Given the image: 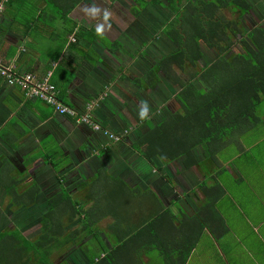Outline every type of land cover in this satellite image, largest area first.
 Segmentation results:
<instances>
[{"label":"crops","instance_id":"obj_1","mask_svg":"<svg viewBox=\"0 0 264 264\" xmlns=\"http://www.w3.org/2000/svg\"><path fill=\"white\" fill-rule=\"evenodd\" d=\"M115 1L3 2L0 58L12 63L16 72H32L40 77L49 70L62 102L76 112L91 103L90 117L106 133L87 124H75L72 118L56 113L37 98L25 97L19 87L0 78V166L1 161L8 160L14 175L37 183L45 199L59 189L61 176L64 185L101 171V176L109 177L110 184H114L115 191L132 189L131 196L143 200L139 213L130 211L131 206L124 213L131 216V223L148 221L149 216L166 209L158 232L167 234L169 227H176L175 243L180 241L178 248L188 250L182 264L192 255L198 256V245L204 246L210 256L216 248L215 252L223 256V264H228L224 256L230 264H264L263 114L257 117L255 109L256 119L244 130L228 132L224 144L216 146L212 154L203 143L194 145L189 166L184 164V155L169 161L156 156L142 158L130 143L147 131L148 123L157 122L161 116L156 112L163 107L174 111L178 106L166 104L163 90L154 87L152 91H157V96L151 98V90L139 84L138 78L149 66L142 64L144 52L136 59L131 44L134 39L140 45L145 42L128 32L135 17L128 12L127 4L112 7ZM93 7L99 9L95 16L86 11ZM105 10L110 13L107 22L103 19ZM119 17L125 18L124 24L117 20ZM101 24L104 33L98 36L96 27ZM128 35L131 43L126 42ZM113 40L118 44L111 48L108 42ZM141 100L147 101L151 110L150 118L143 121L138 116ZM257 125L262 135L250 140ZM108 133L121 137L114 141ZM228 147H233V155L224 151ZM51 161L59 164L57 171L51 168ZM220 173L224 175L218 176ZM216 184L221 189L219 196H225L230 204L229 214L237 215L232 225L226 222L228 213L224 207L217 206L222 222L216 224L212 220L213 206H205L210 203L211 192L218 191ZM126 204L127 201L122 205ZM156 204L161 207L155 208ZM228 247L236 248L237 253Z\"/></svg>","mask_w":264,"mask_h":264},{"label":"trees","instance_id":"obj_2","mask_svg":"<svg viewBox=\"0 0 264 264\" xmlns=\"http://www.w3.org/2000/svg\"><path fill=\"white\" fill-rule=\"evenodd\" d=\"M130 1L127 9L134 17L147 4L163 6L169 12L158 32L172 48L159 55L138 82L151 90L159 82L160 74L178 86L173 97L179 102L174 111L163 107L160 120L148 123L147 131L130 147L145 160L156 156L169 161L184 155V164L189 166L194 145L203 143L212 154L214 148L224 144L228 132L244 130L256 119L254 111L264 98V24L243 26L241 17L250 11L247 0ZM182 2L189 3L194 12L183 8ZM200 43L213 49L216 56L196 68L194 78L201 81L197 86L192 80H182L179 73L197 65L202 55ZM117 44L115 40L108 42L111 48ZM49 163L54 171L58 170L59 164ZM13 172L8 160L1 161L0 189L14 207H28L40 192L38 184L26 182L24 176ZM101 175L98 171L67 185H62L61 176L59 189L45 199L46 207L33 238H26L18 228L0 231V264H52V254L66 244L67 248L79 247L85 264H182L188 250L178 248L180 241L175 243L176 227H169L167 234L158 232L165 221L166 209L158 210L148 221L131 223V216L124 213L129 212L130 206V211L139 213L143 200L132 197L129 193L132 189L103 191L110 179ZM81 187L85 188L84 201L71 195ZM216 188L219 192H214L220 194L217 184ZM159 206L156 204L155 208ZM205 206L212 207L211 203ZM106 216L111 219L108 223L111 229L104 233L107 244L95 229V224ZM212 218L214 223L221 224L217 213L212 212ZM76 219L78 226L65 230ZM148 245L152 247L149 249ZM143 256L147 259L143 260Z\"/></svg>","mask_w":264,"mask_h":264},{"label":"rangeland","instance_id":"obj_3","mask_svg":"<svg viewBox=\"0 0 264 264\" xmlns=\"http://www.w3.org/2000/svg\"><path fill=\"white\" fill-rule=\"evenodd\" d=\"M112 1V0H111ZM117 1V2H116ZM113 2L112 7L120 5L122 8V2L124 4H127V7L132 2L130 0H116ZM250 5V11L248 14H244L241 17V21L243 23V26L245 28L250 27L251 25L255 23H262L264 24V0H247ZM105 3V0H104ZM103 3V4H104ZM182 7L185 8L188 12L193 13L194 9L193 7L187 3L182 2ZM104 6V5H103ZM104 8V7H103ZM104 10V9H103ZM169 17L168 10L160 5L154 4H147L134 18V22L130 23V29L128 32L131 34H135L134 37L138 36L143 39L145 42L143 45H140L138 41L135 39L132 41L133 44H131V47L134 48V54L137 59L139 57L141 52H144V66H150L151 63L161 54H164L172 48L171 43L167 40V38L158 32L159 27L161 23H163L167 18ZM127 18V17H126ZM117 20L124 24L125 18L119 17ZM143 33V34H142ZM130 35H128L127 43H131V40L129 39ZM132 38V35H131ZM200 50L202 52V55L195 67H189L185 72L179 73V76L182 80H192L197 86H200L201 81L199 79L194 78V73L196 68L202 66L205 63L210 62L212 59L215 58L216 52H214L213 49L207 48L205 45L200 43ZM154 88V87H153ZM151 89V98L157 96V91H152ZM155 88H159L163 90L166 93V104H176L179 106V102L177 99H173V93L176 92L178 89V86L172 81L165 79L162 75L159 74V83L155 85ZM154 88V89H155ZM179 98V97H178ZM160 103V102H159ZM170 107V106H169ZM88 108V109H86ZM91 103H85L83 108H80L79 110L81 113H84L86 110H88V113L91 114ZM166 108V107H165ZM156 113H159L161 116L162 110L158 111ZM263 114L264 116V98L261 99L258 106L256 107V116L260 117ZM261 118V117H260ZM160 120V117H158L157 122ZM74 121V120H73ZM75 122V121H74ZM156 122V123H157ZM81 124L80 122H75V124ZM84 124V123H82ZM256 131H253L251 133V139H256L262 135V129L260 125H257ZM249 140V141H250ZM229 149H225L226 154L229 153V155H233V147H228ZM235 162V160H234ZM218 176H223L224 173L217 174ZM68 183H64V185H67ZM231 184L227 182V185ZM106 185V186H105ZM103 186V191H110L111 188H114V184L107 183ZM98 188H100V185H97ZM40 195L37 196L34 203L28 207H14L13 205L9 204V201L7 197L0 191V231L6 230L10 228H18L26 238H33L37 233V227L38 222L41 216L42 211L45 209L44 202L46 201L43 193H39ZM212 196H210L208 199V202H210L213 206V214H216L217 212V206L220 205V208L224 207L227 211L226 215V222H229V225L234 224L233 218L237 217L235 215V212H233L234 215L229 214L231 213V207L230 204H227L226 197H220L219 194H216L214 191L212 192ZM71 195L74 199H79L80 201L85 200V188L81 187L79 189H74L71 192ZM215 203H218V205H215ZM109 216H106L98 221V223L95 224V226L98 229V233L100 234V238L104 241L105 235L104 233L109 231L111 227L108 226ZM78 226V219L74 220L71 223H68L65 227V230H68L71 227ZM221 232V231H220ZM215 233L218 234L217 231ZM79 239V238H78ZM108 239V238H107ZM106 241V240H105ZM69 244V243H68ZM67 244L62 246L61 249L56 251L51 256V263L57 264L59 262H62L63 264H85L86 260L84 256L82 255V252L80 251L79 247L73 246L70 248H67ZM231 252H236L237 249L234 250L231 247H228ZM216 249V248H215ZM212 256H210L209 252H206V249L202 245H198L196 252L198 253V256L192 255L191 259L188 260L186 264H223L224 259L222 258V254L218 252V254L215 252ZM202 250V251H199ZM200 253V254H199ZM202 253V254H201ZM225 255V254H224ZM201 257V259H200ZM227 259V263L230 264V260L224 256ZM199 260L202 261V263L199 262ZM60 264V263H59Z\"/></svg>","mask_w":264,"mask_h":264},{"label":"built area","instance_id":"obj_4","mask_svg":"<svg viewBox=\"0 0 264 264\" xmlns=\"http://www.w3.org/2000/svg\"><path fill=\"white\" fill-rule=\"evenodd\" d=\"M0 0V10L3 2ZM51 72L48 70L42 76L37 77L32 72H16L12 63H5L0 58V78L8 85L19 87L23 91V95L27 98H37L41 102L52 107L53 111L58 114L72 118L75 122H80L89 125L93 130H101L100 126L94 122L88 110L84 113L76 112L74 108L64 104L58 97V89L50 80ZM88 109V108H86ZM108 138L114 141L120 139L121 134H107Z\"/></svg>","mask_w":264,"mask_h":264},{"label":"clouds","instance_id":"obj_5","mask_svg":"<svg viewBox=\"0 0 264 264\" xmlns=\"http://www.w3.org/2000/svg\"><path fill=\"white\" fill-rule=\"evenodd\" d=\"M90 15L95 16L97 12H99V9L96 7H93L91 9L86 10ZM110 16V13L105 10L103 14V19L105 22H107L108 18ZM104 33V25H98L96 27V34L98 36H102ZM150 107L147 103V101L141 100L138 108V116L141 121L149 119L150 118Z\"/></svg>","mask_w":264,"mask_h":264},{"label":"flooded vegetation","instance_id":"obj_6","mask_svg":"<svg viewBox=\"0 0 264 264\" xmlns=\"http://www.w3.org/2000/svg\"><path fill=\"white\" fill-rule=\"evenodd\" d=\"M4 195H5V194H4ZM38 195H39V194H38ZM38 195H37V196H38ZM37 196H36V198H37ZM9 204H10V203H9ZM10 205H11V204H10Z\"/></svg>","mask_w":264,"mask_h":264}]
</instances>
